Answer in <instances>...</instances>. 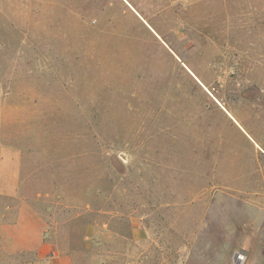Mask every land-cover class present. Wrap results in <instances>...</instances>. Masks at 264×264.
I'll list each match as a JSON object with an SVG mask.
<instances>
[{"label":"rangeland","instance_id":"374dc122","mask_svg":"<svg viewBox=\"0 0 264 264\" xmlns=\"http://www.w3.org/2000/svg\"><path fill=\"white\" fill-rule=\"evenodd\" d=\"M0 103V264H264V0H0Z\"/></svg>","mask_w":264,"mask_h":264},{"label":"crops","instance_id":"0c3cea01","mask_svg":"<svg viewBox=\"0 0 264 264\" xmlns=\"http://www.w3.org/2000/svg\"><path fill=\"white\" fill-rule=\"evenodd\" d=\"M0 142H2V110L0 103ZM22 177V156L20 152L3 153L0 159V194L16 197L19 203L26 204V199L22 197L21 191L24 188ZM21 211V208H20ZM36 221V216H31L27 222ZM22 250H35L38 254V260L45 264H72L70 255L54 256L47 259V255L53 250V246L47 242H41L38 245H28Z\"/></svg>","mask_w":264,"mask_h":264},{"label":"water","instance_id":"95a60500","mask_svg":"<svg viewBox=\"0 0 264 264\" xmlns=\"http://www.w3.org/2000/svg\"><path fill=\"white\" fill-rule=\"evenodd\" d=\"M236 264H239L238 262H236Z\"/></svg>","mask_w":264,"mask_h":264}]
</instances>
